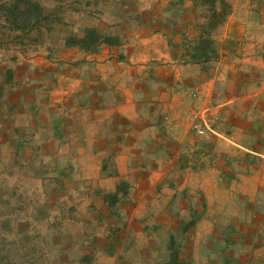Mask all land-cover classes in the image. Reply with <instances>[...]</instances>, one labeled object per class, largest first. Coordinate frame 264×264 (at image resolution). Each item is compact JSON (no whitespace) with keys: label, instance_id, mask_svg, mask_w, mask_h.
<instances>
[{"label":"rangeland","instance_id":"obj_1","mask_svg":"<svg viewBox=\"0 0 264 264\" xmlns=\"http://www.w3.org/2000/svg\"><path fill=\"white\" fill-rule=\"evenodd\" d=\"M128 3L133 5L128 0H75L73 4L79 11H65L60 16L61 20L55 21L56 29L49 35L50 38L47 34L37 36L32 30L30 35L23 34L22 39L10 40L11 49L0 48V264H254V255L250 254L248 245L234 246L236 237L230 236L234 232L232 228L238 223L226 222L224 215L219 217L221 221L218 223L206 226L214 236L219 237L199 238L196 233L206 231V227L199 228L201 224L195 223L191 228L192 238H177L168 247L170 236L164 238L168 235L164 233L166 231H160V224L152 219L144 223L135 221L134 216L141 214L138 213L141 207L134 203L138 193L135 187L143 180L134 168L139 164L138 157L143 159V148L138 152V143L130 142L129 153L122 154L120 144L103 142L106 133L110 134V138L116 137L117 126L98 125L102 140L89 143L88 121L81 120L78 125L73 116L61 121V113L64 116L75 111H62L56 102L61 98L64 103L67 98L68 103L86 102L89 98L92 100L95 94L103 103L102 98L106 95L96 92L104 90L106 71L113 67L109 66L107 56L116 58L115 50L109 48L107 52L103 43L95 53H86L78 48L66 47V39L72 33L81 37L86 28L97 30L98 27L105 28V31L99 30L104 37H108V32L110 36L114 34L112 37H118V30L127 28L129 17L126 21L128 15L122 12L124 9L121 6L129 7ZM219 4L222 8L219 17L208 15L210 20L202 29V35L215 33L210 32L208 24L226 19L228 9L232 11L228 3L221 1ZM43 5L48 11L53 8L50 0L43 1ZM213 15L216 16L215 21H211L214 20ZM263 19L254 13L242 16V21L249 26L248 29L242 27L241 54L250 59L255 69L262 68L264 72ZM126 33L137 32L127 30ZM17 34L20 35L16 32L14 36ZM125 35L123 38L127 37ZM110 36L108 38L113 42ZM210 38L204 39L207 44ZM96 54L97 59L94 58L92 63V56ZM13 56L17 58L15 62ZM245 70L254 72L249 68ZM94 71L100 77L95 83L96 88L88 85V77ZM247 79L253 93L235 91L239 94L231 96L230 103L226 102V98L218 100L214 96H206V101L199 92H190L191 107L186 116L193 138L202 142L200 138L210 135L221 138L227 135L220 129L229 121L223 110L228 111L232 106L238 110L240 105L249 104L243 100L248 95L254 104L252 106L259 110L257 105L264 103V81L262 77L255 80L248 76ZM79 86L82 87L80 91ZM113 86L116 87L115 83L111 88ZM89 89L96 92L89 95ZM75 93H79V98H75ZM51 114H55L54 119H51ZM246 118L252 120L253 126L261 125L258 117ZM197 128H203L204 135H198ZM130 136L136 139L134 131L130 130ZM255 140L261 153H264V139ZM198 142L194 150L182 148L176 154V158L185 160L178 161L185 163L186 168L212 161L206 144ZM89 154L96 156L89 158ZM247 155L250 160L239 161L257 170L264 169V158L250 152ZM233 164L238 165V162ZM242 166L241 163L239 167ZM110 173H115L111 177L119 183L129 180L134 189L106 192L104 178ZM262 178L264 186V175ZM149 200L152 199H138L136 204ZM152 201L156 204L157 200ZM106 203L107 208L104 207ZM261 204L246 215V219L250 220L252 215L259 223L251 220L238 225L244 230L243 241L239 239L241 243L248 244L250 231H264V201ZM143 209L148 216L153 215L149 213L151 209L148 206ZM260 220H263L262 223ZM255 241L259 243L260 240L255 238ZM261 241L263 246H257L255 251L264 250V236ZM97 242L99 246L96 247ZM109 242L113 244L109 248L111 253L106 256L99 253ZM211 243L212 252L207 255L204 248ZM182 245L184 248L179 249ZM257 259V264H264V253Z\"/></svg>","mask_w":264,"mask_h":264},{"label":"crops","instance_id":"obj_2","mask_svg":"<svg viewBox=\"0 0 264 264\" xmlns=\"http://www.w3.org/2000/svg\"><path fill=\"white\" fill-rule=\"evenodd\" d=\"M128 1H132L133 5L128 3L129 7L121 6L124 9L122 12L128 15L126 21L129 17V21L126 22L127 28L118 30V37H112L114 34L110 36L108 32L106 35L110 36L113 42L102 44L107 48V52L110 48L116 53V58L112 55L107 56L109 66L113 67L106 71L104 90L96 92L89 89V95L104 92L106 96L102 98L103 103L95 94L92 100L89 98L86 102L68 103L67 98L64 103L61 98L56 102L62 111L75 110L64 116L61 113V121L66 120L65 118L69 120L72 116L78 125L81 120L88 121L91 137L89 143L102 140L98 125L117 126L116 137L110 138V134L106 133L103 142L120 144L122 154L127 151L129 153L130 142L138 143L140 146L138 152L143 148V159L138 157L139 164L134 168L139 178L143 180L136 185L138 190L134 184L135 190L138 191L134 203L135 206L141 207L138 211L141 213L140 216L139 214L134 216L135 221L144 223L152 219L153 222L160 224V231H168L164 232L168 236L162 237L167 239L170 236L168 247L174 244L177 238L181 240L192 238L193 224H201L199 228L206 227L212 222L218 223L221 221L219 217L224 215L226 222L238 223L237 227L236 225L233 227L234 230L232 228L234 232L230 234L232 238L238 239L237 241L234 239V246L248 245L250 254L254 255L253 262L257 264L259 261L257 257L263 254L264 250L255 251L254 248L263 246L261 240L264 231H250L248 244L241 243L245 236L243 228L238 225L241 226V223L251 220L258 222L252 215L250 220L246 219V215L250 214L248 211L252 208L254 212V208L260 207L264 201L262 178L264 169L251 168L239 160H250L251 157L247 155L249 152L264 158V153H261L255 140L264 139V103L258 104L259 110H255L248 95L243 100L251 105L242 104L238 110L233 106L229 107L228 111L224 109V116L229 121L225 125L222 124L220 129L227 135L222 138L210 135L200 138L199 141L202 142H198L190 133L186 114L191 107L188 97L190 92H199L204 98L206 96L207 98L214 96L218 100L226 98V102L230 103L231 96L239 94L235 91L246 92L240 94L253 93L254 90L248 86L249 82H246L248 76L253 79L262 77L264 81L262 68L255 69L250 59L241 54L243 28L248 29L249 26L242 21V16L254 13L256 17L264 18V0ZM221 1L228 3L232 11L228 9L226 19L223 18L212 25L208 24L210 32L215 33L207 35L208 37L202 35V29L210 20L208 15L216 14L219 17L218 13L222 11L219 4ZM214 16V20L211 21H215ZM99 30L105 31V28L98 27L97 31ZM127 30L137 33L128 34ZM124 35L127 37L123 38ZM209 36L211 38L207 44ZM122 47L124 49L120 50ZM97 56V54L92 56V63ZM242 68H249L254 72L249 73L247 70L244 72ZM97 73L94 71V75L90 74L88 77V85L92 88H96L95 83L100 79ZM113 83L116 87L111 88ZM78 89L80 91L82 87L79 86ZM75 95V98H79V93ZM250 116L258 117L261 125L253 126L252 120L248 121L246 118ZM54 118L55 114H51V119ZM234 118L235 122H230ZM130 130L136 133L135 140L131 138ZM197 142L206 144L211 152V158L213 157L212 161L194 168H186L185 163L179 162L185 160L176 158V154L182 148L194 150ZM97 151L99 150H94ZM95 156L88 155L89 158ZM235 162H238V165L233 164ZM241 163L243 166L239 167ZM111 175L110 173L104 178L106 192L134 189L129 180L119 183L118 180L114 181ZM138 199L157 201L156 204L152 200L136 204ZM255 202L257 204H254ZM147 206L151 209L149 213L153 214L152 216L145 213L143 208ZM104 207L107 208V203ZM262 221L260 220L261 223ZM210 231L211 229L206 227V231L196 235L207 239L219 237ZM255 238L260 240L259 243ZM101 239L102 236L97 241ZM98 242L96 247L99 246ZM110 245L113 244L109 242L99 253L110 254ZM212 247V243L208 244L204 248V253L210 254ZM183 248L184 245L179 249Z\"/></svg>","mask_w":264,"mask_h":264},{"label":"trees","instance_id":"obj_3","mask_svg":"<svg viewBox=\"0 0 264 264\" xmlns=\"http://www.w3.org/2000/svg\"><path fill=\"white\" fill-rule=\"evenodd\" d=\"M43 1L45 0H0V48L11 49L10 40L22 39L23 34L30 35L32 30L36 31L37 36L47 34L50 38V34L56 29L55 21H60V16L62 17L65 11L68 10L70 13L79 11L73 4L75 0H50L53 4L51 11L45 8ZM16 32L20 35L14 36ZM102 43L111 41L95 28H86L81 37L70 34L65 46L78 48L86 53H95ZM12 59L14 62L17 60L14 56Z\"/></svg>","mask_w":264,"mask_h":264},{"label":"built area","instance_id":"obj_4","mask_svg":"<svg viewBox=\"0 0 264 264\" xmlns=\"http://www.w3.org/2000/svg\"><path fill=\"white\" fill-rule=\"evenodd\" d=\"M196 132H197L198 135H204V130H203V128H197V129H196Z\"/></svg>","mask_w":264,"mask_h":264}]
</instances>
